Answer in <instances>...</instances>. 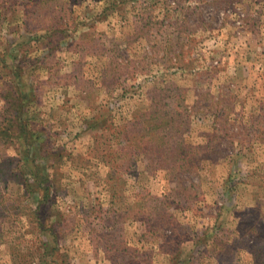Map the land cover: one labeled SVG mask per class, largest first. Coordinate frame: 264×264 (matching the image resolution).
I'll return each mask as SVG.
<instances>
[{"label": "rangeland", "instance_id": "obj_1", "mask_svg": "<svg viewBox=\"0 0 264 264\" xmlns=\"http://www.w3.org/2000/svg\"><path fill=\"white\" fill-rule=\"evenodd\" d=\"M0 264H264V0H0Z\"/></svg>", "mask_w": 264, "mask_h": 264}]
</instances>
